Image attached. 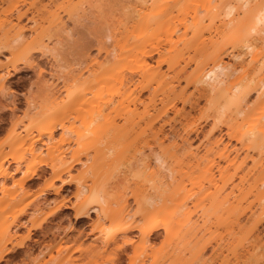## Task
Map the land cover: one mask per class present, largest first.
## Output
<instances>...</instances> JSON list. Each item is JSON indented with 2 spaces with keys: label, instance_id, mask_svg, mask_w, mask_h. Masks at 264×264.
Masks as SVG:
<instances>
[{
  "label": "bare ground",
  "instance_id": "bare-ground-1",
  "mask_svg": "<svg viewBox=\"0 0 264 264\" xmlns=\"http://www.w3.org/2000/svg\"><path fill=\"white\" fill-rule=\"evenodd\" d=\"M3 1L5 0H1V2ZM48 1L54 4L58 2V0ZM148 1L151 0L133 1L136 2V5H134L136 7H134V9L132 7L134 16L137 14L136 17L139 15L142 18L138 17V21L140 20L137 23L139 31L134 34V40L131 39L132 42L128 47L125 48L121 46L120 49H116L115 47L109 49L105 42L111 40V35L105 34V39H98L100 43L99 52H103L104 54L103 60L99 61L96 58H85V60L81 61L82 64L86 62L84 67L81 66V63L77 62L78 65H81L72 68V70L68 69V72H63L61 70L63 74H59V78L62 80V86L64 90H67V94L64 97H60L56 94L57 92H62L60 88L54 90V87L48 85L47 91L40 95L39 100L37 99L34 101L29 97L26 98L27 111H25V114L27 115L34 110L37 117L55 119L64 117L69 110H78L82 106H89L91 109L89 110L91 112L89 113L91 116L90 119L93 120L96 115L101 114V109L99 107L97 111V109H94L97 107L93 108L94 104L91 102L88 95L91 94L94 88H96L97 91H105L110 88L113 82H119V72L117 73V71L119 65L122 64V66H125V69H122L123 72H121L124 74L122 79L125 82V92L124 94L122 93L123 95L118 93L119 97L122 96L121 99H115L114 97L105 99V106L108 108L110 107V112L107 114V118L103 120H106V124L109 128L116 129L117 124L111 117L113 113H117L124 119V128L128 126L144 125V129H149L156 141V148L153 149L152 153V160L155 164V168L152 167L151 173L153 175L165 174L168 180L177 178V175L181 179L186 178L191 185V189L189 188L190 191L184 188L186 187L183 185L185 181L183 182V180H180L182 183H179L180 185L176 183L173 191L166 194V186H164L166 183L165 181H160L159 179L161 178H158L159 182L154 188V192L149 194L132 192L134 201L138 207L136 214H131L129 210L125 208L127 198L124 199L125 205L120 206L118 209L112 208L110 211H99L100 209H104L102 205L108 204L109 202L103 191L98 192L97 201L99 202H97V204L99 205L90 208H85L84 201L71 203L62 197L54 200V207L50 208L47 212L42 205L32 199L26 204L19 203L21 207L17 210L13 220L14 227L16 229L27 227L28 239L31 237L32 229L36 230L43 227L42 222H35L32 220L33 218L30 220H22L21 217L27 215L28 212H31V215L35 218L38 215L48 216L57 214L58 212L61 213L63 209H74V215L77 221L89 216L90 212H97L100 214V218L109 220L112 225L107 227L102 235L99 236L102 247L104 249L113 248L118 251L123 250L126 245L134 241V236L137 235L134 234V232H137L141 240L145 242L148 241L151 236L155 235L159 229L166 228L171 221L174 228V239L176 241L191 243L193 246H199L197 256L202 255L207 245L212 246L211 240H204V237L208 233H215L216 242L215 245L212 246L210 259H215V255L217 257L219 254L218 251L220 250L221 252L224 246H229V248L232 249H236L238 246L246 247L245 253H243L242 256L252 258L253 255H257L258 252H260L258 251L259 249L264 251V241L261 242L262 236H260V225H262V223L264 224V0H258L257 3L252 0V3H255L254 5L250 4L251 0H241V6L243 8L247 7L245 8L246 10L242 12V14L246 12V24L244 22L243 24L235 22V25L233 24L234 21L231 16L234 14L236 4L232 3L231 0H221L218 3L217 9L220 8L217 12L220 10H222L221 12L224 11V15L221 14L223 16V21L224 17H226L228 18L227 21L229 20L228 24H230L226 25L227 23H225L226 27L228 26L227 28L223 25L226 28L224 29L227 31L229 30L228 33H230V36H228L227 33L226 36H234L232 37L234 39L233 41L236 42L239 40L238 43L242 42L240 41L242 38L245 40L247 39V41H249L247 42V44H249H246L247 51H243V49L240 50L241 48L239 49L236 45L239 46L241 43L235 44L234 42V45L231 44L232 50L230 52H228L229 50L226 51V49L223 53L222 47L218 48L217 46L218 50L215 46L209 54L196 56V58H194L195 64L193 69L186 75V86L179 89L176 87L177 85L174 82V77L182 70L179 69L175 71L176 65H178L181 61L180 59L183 58V48L177 45L178 47L176 49V47H174L176 43H173L172 45L174 46L163 53V60L168 63V70L173 69L174 71L171 76H169V73L166 71L161 70V61H157L155 66L147 61L146 57L156 51V46L150 43L152 44L151 47L144 48L147 45L144 42L146 41L145 37L150 36L152 28H150L151 30H149V32L145 30L156 23L157 27L159 26V28H162L158 22L155 23L154 20L157 19L159 23L163 19H166L163 20L167 22H165V24H171L174 20L172 16L174 15L172 13V7L179 0H168L165 2L161 0H152L153 3L152 1ZM62 2H64V0ZM185 2L189 3L190 0H185ZM150 3H152L151 6ZM146 4H149L150 7H147ZM249 4L251 7L250 9L248 8ZM20 5H22V7H20ZM199 5L201 7V4ZM238 6L240 5L238 4ZM200 7L198 6V10H192L193 14H191L188 24V27H190L189 30L191 29L194 32V36H196L195 34L197 33L201 36V30L203 32V27L205 29L202 18H199V12L202 11L206 14V11L203 9V6ZM33 9H35L34 1L29 2V0H22L20 4L13 5L9 10L1 12L0 28H4L5 32H8L13 25H19V28L18 34L13 40L7 39L0 45V54H2V50H6L13 54L20 46L25 45L32 47V52L29 57H32L34 53H42V55H44L45 51L49 49L39 37H32L30 40H27L24 31L28 29V27L20 25L21 19L27 17V14ZM63 9L67 11L68 17L72 19L76 11V6L68 4V6H65ZM44 11L46 15L52 17V20L56 21V23L62 22V15L56 10L51 11L45 9ZM12 12L16 13V22H13L11 18ZM218 15H220L219 12ZM27 19L36 20V14L32 12L31 16L27 17ZM151 22H153V24ZM230 22H232L233 25ZM236 24H239L241 29ZM169 25V29L175 27L174 25V27L172 26V28H170L171 25ZM6 26H10L9 29L6 30ZM235 26L240 29V35L238 29L236 30V34L238 32L237 36H231V31ZM159 28H157V31ZM154 30H156V28ZM62 31H65L67 35L66 39H69L68 34L71 33H68L67 26H65L63 22ZM153 32L151 36H154L152 38L150 36V38L156 39V31ZM193 35L191 34V37H193ZM223 36H225V34ZM249 37H251V39ZM135 38L137 40H135ZM159 38L157 41L160 42L159 40H161L162 42V39ZM196 38L199 40L200 37ZM196 38L192 41L193 43L196 41ZM63 39H65V37ZM62 40L58 39L60 44ZM163 40L165 41V37ZM183 41L182 45L184 46L187 39L185 40V44H183ZM201 44L202 43H200V45ZM191 45L194 46V44ZM195 46L197 47H195L196 50H198L199 45ZM225 51L229 54L227 55ZM246 54H248L247 57L249 56L247 61L244 57ZM58 55V53H52L54 58H57ZM114 56H116L114 68L112 67V70H108L110 60ZM27 65L29 67L37 66V73L39 77L42 78L45 69L41 64L38 65L35 60H31ZM238 67L239 70L242 69V72L237 73V75L236 72ZM17 69L15 65L9 69L8 66H4L0 61L1 91L5 88V78L12 75V72ZM84 72H88L87 76L84 75ZM135 74L137 76L136 79H134ZM56 79H58V77ZM188 86H191L193 89L191 92L186 93V88ZM67 87H71V89L69 90ZM119 88L118 86L115 89ZM145 88H152L153 92L160 91L159 103L161 105L159 107L156 105V95L154 94L149 97V102L151 104L145 103L140 98V92ZM196 92L206 96L213 93L220 97V104L215 109L214 119L216 121H213V123L216 122L217 124V122H223L226 126V134L228 137V140L224 141V139L221 138L222 136L213 137L210 135L212 137L208 138L207 142H205L202 153L195 151V148L192 147L193 145L188 138L190 132L196 127V123H189L188 119L190 114L183 112V106L178 108L176 105V102L181 100L183 102H190L193 106L192 94ZM251 92L256 93V100L252 105H249V94ZM125 101H127V104L124 103ZM59 103H61L60 107L50 108ZM130 103L133 106H130ZM140 105H142V109ZM168 109H172L175 115H183L182 118L184 120L181 122L180 132L172 128L174 137L170 139H168V133L164 130L166 120L162 119V115L166 113ZM216 124L213 126H216ZM61 126L62 120H59L45 128H39L37 133H34L33 126L31 125L24 126L21 128V131L13 129L12 137L9 142L10 145L14 147L22 145V143H27L28 145L25 146H28V149H32L30 153L31 157L23 164L25 166L24 170H22L21 163H17L15 166L16 171H22L23 173L20 180L17 181L16 188L14 189L15 191L13 192H18L23 188L33 176L35 177V175L38 174V170L41 168L39 166H41L40 164H42V161L41 163L39 162L40 160L38 157L40 153L37 147L38 142L42 140L41 135L45 134L47 139L52 141L53 131ZM210 132L209 134H212V131ZM167 139L169 142L167 141L168 143H165ZM40 143H43V140ZM3 145L4 143L0 141V149ZM107 147V154H111L112 149L110 146ZM48 148H51V146ZM100 153L102 154V152ZM59 156L60 154L58 155V159L55 158V160L58 161H54L51 165L52 172L56 179H59L62 173L68 171L72 166L71 163L74 162L73 160L68 163L62 157L59 158ZM11 159L13 158L11 157ZM75 160L79 161L80 159ZM87 161L88 159L84 161L82 165H87ZM12 162L13 160H9L7 154L0 153V211L16 202L15 195L10 194V190L4 181L5 176L11 171ZM173 165H176L180 169H186V173H189L191 169L199 170V175L201 177L199 178L189 174L184 176L180 170L178 174L175 175L176 168ZM89 167L92 168L91 166ZM203 179L208 183L207 186H204L202 182ZM68 183L69 182L63 181L60 187L57 188L54 186L53 182H50L41 192L42 194H46L49 190H53V192L59 193L60 189ZM196 186L198 187V191L194 190ZM211 188H214V190H211ZM205 189L207 190L203 197L195 195L194 199L189 201L193 194H199ZM76 190V195L81 197L88 191H92V186L81 183L77 186ZM125 193L126 191H119L115 198V202L118 203L120 197L125 195ZM176 195L179 197L177 198ZM205 200L207 201L206 203H204ZM189 202L192 204L191 207L188 206ZM200 203H202L203 207ZM198 205L201 207V212L197 214L196 218H193ZM253 205H257V207L254 206V208L252 207ZM171 206L174 207L173 210H171ZM155 211L156 214L150 216ZM30 221L31 224L29 225ZM220 226L224 228L226 235L218 232ZM8 227L9 225L4 224L0 229V261L7 255L18 254L17 248L26 244L23 240L14 243L13 240L16 237V233L10 232ZM239 233H243L242 238L238 237ZM78 234H82V232L80 231ZM77 239L79 240L80 236L75 237L73 240L76 241ZM245 243H248L247 246H245ZM35 244H38V240L36 239L34 241V245ZM77 250L78 249H72V252L64 256L53 257L49 255V257L46 258L45 251L41 249L36 256L31 258V261L33 264H66L67 261L71 260V254ZM252 251H254V254H252ZM30 254H32V247L25 251L26 257L30 256Z\"/></svg>",
  "mask_w": 264,
  "mask_h": 264
},
{
  "label": "rangeland",
  "instance_id": "rangeland-1",
  "mask_svg": "<svg viewBox=\"0 0 264 264\" xmlns=\"http://www.w3.org/2000/svg\"><path fill=\"white\" fill-rule=\"evenodd\" d=\"M21 1L22 0H5L1 2L0 0V22L2 17L1 12L9 10L13 5L20 4ZM32 1L35 2V9L31 11L36 14V20L27 19V17L31 16L32 12L30 11L31 13L29 12L27 17L21 19L20 25L28 27V29L24 31L27 40H30L32 37H39L49 49L45 51L44 55H42V53H32L33 56L29 57L32 52V47L25 45L20 46L13 54L6 50H2V54H0V61L4 66H8L10 69L15 65L18 68L16 71L12 72V75L5 78V88L3 91L0 90V141L4 143L0 149V153L7 154L8 159L13 160L10 169L11 171L5 176L4 181L10 190V194H14L16 200L14 204L7 206L0 211V229L4 224L9 225V231L16 233L13 242L16 243L23 240L26 243L24 246L17 248V251L19 252L18 254L5 256L0 261V264H33L31 258L36 256L41 249L45 251L46 258H48L49 255H52L53 257L64 256L67 253L72 252V249H78L71 254L72 258L67 261L66 264H264V254H261L264 253L263 250L261 251L259 249L258 251L260 252H258L257 255H253L251 258L242 256V254L245 253L246 248L243 246H238L236 249L224 246V248L222 247L221 252L220 250L218 251V258L215 255V259H210L212 246L215 245L216 242L215 233H208L204 237V240H211L212 246L207 245V248L203 251L202 255L197 256L199 246H193L191 243L176 241L174 239V228L171 221L166 228L159 229L155 235L151 236V238L145 242L141 240L140 235L137 232H134V234H137L134 236V241L131 244L126 245L123 250L118 251L113 248L104 249L102 247L99 236L102 235L107 227L112 225L109 220L100 218V214L97 212H90L89 216L79 219L78 221L75 218L74 209H63L61 213L58 212L57 214L48 216L38 215L35 218L31 215V212H28L27 215L21 217L22 220H30L33 218V221L42 222L43 225L42 228L36 230L32 229V238L30 237L28 239L27 227L18 229L14 227L13 220L17 210L21 207L19 203L26 204L32 199L42 205L47 212L50 208L54 207V200L62 197L71 203L84 201L85 208H90L99 205L97 204V202H99L97 201L98 192L103 191L109 202L108 204L102 205L104 209H100L99 211H110L112 208L118 209L120 206L125 205L124 199L127 198L125 208H127L131 214H136L138 207L134 201L132 192H142L144 194L152 193L154 192V188L158 185L159 180L165 181L166 185L164 186H166V194L173 191L176 183H182L180 180H183V182L185 181L183 185L186 187L184 188L189 190L191 185L186 178L181 179L177 175L179 170L184 176L189 174L199 178L201 177L199 175V170L191 169L189 173H186V169H180L176 165H173L176 168L175 175H177V178H174L175 180L173 178L172 180L170 179L171 181L168 180L165 174L159 175L157 173L158 175H153L151 172L152 169L155 168V164L152 160V153L153 149L156 148V141L152 132L149 129H144V125L128 126L124 128V119L117 113H113L111 117L117 124V128L114 129L107 126L106 120L103 119L107 118V114L110 112V107L108 108L105 106V99L110 97L121 99L122 96L119 97L118 93L124 94L125 92V82L122 79L124 74L121 73L123 72L122 69H125V66H122V64L119 65L117 71V73L119 72V82H113L110 88L105 91H97V89L94 88L91 94L88 95L89 99L94 104L93 108L97 107L94 108L95 110L97 109V111L99 110V107L101 109V114L96 115L93 120L90 119L91 116L89 113L91 112L89 110L91 109L89 106H82L78 110H69L64 117L55 119L37 117L34 110L27 115L25 114V111H27L26 98L29 97L34 101L37 99L39 100L40 95L47 91L49 87L48 85L54 87V90L60 88L62 92L56 93L60 97H64L67 94V90H64V87L62 86L63 82L60 80L59 74H63L64 71L68 72V69L72 70V68L78 67L82 64L81 61L85 60V58H96L99 61H102L104 54L103 52H99L100 43L98 42V39H105V34L111 35V40L105 42L109 49L113 47L120 49L121 46L125 48L128 47L132 42L131 39L134 40V34L139 31L137 23L140 20L138 21V17L142 18L139 15L136 17L137 14L134 16V13L132 12V7L133 9L136 7L134 6L136 5V2H133L134 0H64V2H62L63 0H58L56 4L50 3L48 0H29V2ZM161 1L165 2L168 0ZM220 1L221 0H190L188 3L185 2V0H179L172 7V13L174 14L172 16L174 18H171L174 20L172 19L173 21H171L175 24L171 21V24L168 22L171 25L168 24L170 28L175 25L174 28H168V25L165 24L166 21H163L166 19H163V22L161 21L160 23L157 19L154 20L155 23L158 22L162 28H159V26L157 27L156 23L145 30L146 32H149V30H151L150 28H152V33H154L153 31H156V39H151L154 36H151L152 33L150 34L151 38L149 35V37H147L145 34L146 32L144 31L146 36V39H144L147 41H144L147 44L144 43L146 45L144 48L151 47L152 44L150 43H153V45L156 46V51L146 57L147 61L154 66L157 64V61H161V70L169 73V76L173 75L174 71L173 69L168 70V63L163 60V53L171 49L174 46L172 45L173 43H176L174 46L176 49L178 47L177 45H179L180 48H183V58L180 59L181 61L176 65L175 70L182 69L177 76L174 77V82L177 85L176 87H178L177 89L186 86V75L193 69L195 64L194 58H196V56L209 54L215 46L216 48L217 46L218 48L222 47L223 53L226 49V51L229 50L228 52L232 50L231 44L235 42L233 41L234 39L232 37L234 36L232 35L237 36L238 32L236 34V30H238L240 26L239 24H236L239 28H236V26L233 28L231 31L232 37L226 36V33L230 36V33H228L229 30H225L228 27H226V25L230 24H228L229 20L227 21L228 18L226 17H224V21H226H223L222 15H224V11H218L220 13V15H218L217 10L220 8V5L218 6V9L217 5ZM240 1L241 0H231L232 3L236 4L235 11H237H234L233 16H231L234 21L233 22L231 19L233 24L235 22L243 24V22L245 23L246 21V12L244 14H242V12L245 11V8L247 7L243 8L241 6L242 1ZM252 2L253 1L251 0L250 4L254 5L258 0H254V4ZM152 3H150V6ZM237 3L241 7L238 6ZM68 4L76 6V11L72 19L68 17L67 11H64L63 9L65 6H68ZM199 4H201V7L203 6V9L206 11V14L202 11L199 12V18H202V23L205 24V29L202 26L204 30L203 32L201 30L202 35L200 36L197 33L195 34L196 36H194V32L191 29L189 30L190 27H188V24L193 11L195 9L198 10V6L200 7ZM250 4L248 7L249 9L251 8ZM146 5L147 7H150L149 4ZM20 7H22V5H20ZM237 7H240L241 10ZM45 9L51 11L56 10L62 15V22L67 26L68 33H71L68 34L69 39H66L67 35L65 31H62V22L56 23V21H53L52 17L46 15L44 11ZM15 14V12H12L11 18L13 22H16ZM232 22L230 23L232 24ZM151 23L153 24V22ZM225 23L227 24L225 25ZM223 25H225L226 28ZM9 27L10 26H6L5 29H9ZM18 28L19 25H13L8 32H5L4 28H0V45H2L7 39L13 40L18 34ZM153 28H156V30ZM157 28H159L158 31ZM240 29L238 30L239 35L241 32ZM221 32L223 35L225 34V36H223ZM191 34L193 37H191ZM61 37H65V39ZM164 37L165 41L163 40ZM196 37H200L199 40ZM158 38L162 39V42L161 40L158 42ZM190 38L193 39L191 40ZM195 38L196 41L193 43L192 41L195 40ZM249 38L251 39V37ZM58 39H63L61 44ZM186 39L187 42L185 41ZM242 39L240 40L242 41L240 42L241 44L238 43L239 40L236 41L237 43L235 42V44H240L239 46L236 45L239 49L241 48L240 50L243 49V51H247L246 44L249 41L244 38ZM135 40L137 39L135 38ZM182 41L183 44L186 42V47L189 41V48H186L185 45L183 46ZM200 43L202 44L200 45ZM191 44H194V46ZM195 45H199L201 48L198 46L199 49L196 50L197 47ZM52 53H58L59 55L57 58H54ZM226 54L228 55L229 53ZM247 55L248 54L244 56L246 61L249 59V56L247 57ZM115 58L116 56L112 57L110 60L108 70H112L116 61ZM31 60H35L38 65L41 64L45 69L42 76L43 79L40 78L37 73V66L29 67L27 65ZM77 62L81 64L78 65ZM85 64H82L81 66L84 67ZM241 70H239L238 67L236 74L241 73ZM50 74H53L54 77ZM87 74L88 72H84L85 76H87ZM57 77L58 79H56ZM136 77L135 74L134 79H136ZM118 86L120 87V90L115 89ZM67 88L69 90L71 89V87ZM186 89V93H189L193 88L188 86ZM152 94L156 95V105L159 107L161 105L159 103L160 91L153 92L152 88H145L140 92V98L145 103L151 104L149 102V97L152 96ZM192 95V101L194 102L193 106L190 102H183L181 100H178L176 105L178 108L183 106V112L190 114L188 119L189 123H196V127L190 132L188 138L193 145L192 147L195 148V151L202 153L204 150L203 146H205V142H207L208 138H211L212 136H222L221 138L225 141L228 140V137L226 134V126L223 122H217V124L216 122L213 123V121H216L214 119L215 109L220 104V97L213 93L206 96L200 95L196 92ZM255 100L256 93L251 92L249 94V105H252ZM124 103L127 104V101ZM60 106L61 103L55 104L50 108H58ZM130 106L133 105L130 103ZM140 108L142 109V105H140ZM182 117L183 115H175L172 109H168L167 112L162 115V119L166 120L164 130L168 133V139L174 137L172 128L177 132L181 131V122L184 121ZM59 120H62V126L53 131L52 141H49L47 136L42 134L41 136L44 144L40 143L42 140L37 144L38 152L40 153L38 159L40 160V163L42 161V164H40L41 166H39L41 168L38 170V174L35 175V177L33 176V178L30 179L31 181L29 180V182L18 192H13L15 191L14 189L16 188L17 181L20 180L23 173L22 171H16L15 166L17 163H21L22 170H24L25 166L23 164L29 160L32 151L31 148L28 149V146H25L28 145L27 143H22V145L14 147L10 145L9 142L12 137L13 129L21 131V128L24 126L31 125L33 126L34 133H37L39 128H45ZM215 124L216 126H213ZM210 131H212V134H209L211 133ZM168 139L165 143L169 142ZM49 146H51V148H48ZM107 146H110L112 149L111 154H107ZM100 152H102V154ZM59 154V158L62 157L68 163L73 160L74 162L71 163L72 166L68 171L62 173L61 177L56 179L52 172L51 165L54 161H58L55 160V158L58 159ZM11 157L13 159H11ZM75 159L80 160L76 161ZM87 159V165H82ZM161 175L163 176V179ZM158 178L161 179L158 180ZM63 181L69 183L64 185L59 193L49 190L46 194H42V189L50 182H53L54 186L59 188ZM202 182L204 186L208 185L204 179ZM81 183L91 185L92 191H88L84 196L79 197L76 195V189ZM194 190L198 191V187H194ZM206 190L207 189L202 190L199 194H193L189 201L193 200L195 195L203 197ZM211 190H214V188H211ZM119 191H126V193L121 196L120 201L116 203L115 198ZM176 197L178 198L179 196L176 195ZM206 202L207 201L205 200L204 203ZM200 204L203 207L202 203ZM191 205L192 204L189 202L188 206L191 207ZM254 206L255 205L252 207ZM255 207H257V205ZM170 208L173 210L174 207L171 206ZM200 212L201 207L198 205L193 218H196L197 214ZM154 214H156V211L150 216H153ZM30 224L31 221L29 225ZM80 231L82 234H78ZM260 231V236H262L261 242H263V223L260 225ZM218 232L226 235V231L221 226L219 227ZM79 236V240H73L75 237ZM238 237L242 238L243 233H239ZM35 239L38 240V244L34 245ZM247 244L248 243H245V246H247ZM31 247L32 254L26 257L25 251ZM252 254H254V251H252Z\"/></svg>",
  "mask_w": 264,
  "mask_h": 264
}]
</instances>
